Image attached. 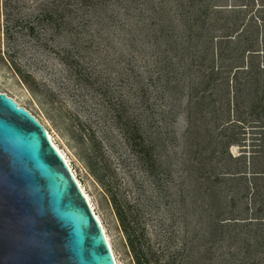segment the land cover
Returning a JSON list of instances; mask_svg holds the SVG:
<instances>
[{
	"label": "rangeland",
	"instance_id": "obj_1",
	"mask_svg": "<svg viewBox=\"0 0 264 264\" xmlns=\"http://www.w3.org/2000/svg\"><path fill=\"white\" fill-rule=\"evenodd\" d=\"M261 3L0 0V90L51 132L118 264H264L261 93L235 69Z\"/></svg>",
	"mask_w": 264,
	"mask_h": 264
},
{
	"label": "water",
	"instance_id": "obj_2",
	"mask_svg": "<svg viewBox=\"0 0 264 264\" xmlns=\"http://www.w3.org/2000/svg\"><path fill=\"white\" fill-rule=\"evenodd\" d=\"M0 264H118L45 125L1 90Z\"/></svg>",
	"mask_w": 264,
	"mask_h": 264
},
{
	"label": "trees",
	"instance_id": "obj_3",
	"mask_svg": "<svg viewBox=\"0 0 264 264\" xmlns=\"http://www.w3.org/2000/svg\"><path fill=\"white\" fill-rule=\"evenodd\" d=\"M260 13H264V3H261L257 9ZM253 22L255 23V28H253V30L257 33V38L256 40H258L260 42V49H255V44L253 42L249 43V46L251 49H249V47L246 49V52L248 54H251L252 57H256L258 58L255 61H250L248 62V64H244L241 66H236V71L238 73L243 72L246 74L245 77V83L243 84L244 88H240V85L237 86L239 91H244L246 90L247 92H256V94H260L257 101L255 102V104H253V107H255V109H259L258 112V116L261 114H264V17L262 16H255L253 17ZM252 29V26H249ZM240 31H237V33H239ZM234 35H228L225 36V38L228 39H233ZM246 84V85H245ZM261 141V139H259V142ZM258 146L260 147V145L258 144ZM257 146V147H258ZM260 153V151H256L254 153V155H258ZM253 175H255L258 178H263L264 177V171H255L253 173ZM242 176H244V173H242ZM256 192V191H255ZM259 193H261L259 191Z\"/></svg>",
	"mask_w": 264,
	"mask_h": 264
},
{
	"label": "bare ground",
	"instance_id": "obj_4",
	"mask_svg": "<svg viewBox=\"0 0 264 264\" xmlns=\"http://www.w3.org/2000/svg\"><path fill=\"white\" fill-rule=\"evenodd\" d=\"M16 100H17L18 103H19V100H18L17 98H16ZM48 133H49V131H48ZM49 137H50V139L52 140V142L54 143V145L56 146V148L60 151L61 155L63 156V158L65 159V161H66L67 164L69 165V167H70V169L72 170L73 174L75 175V177H76V179H77V181H78V183H79V186H80V188H81L83 194L85 195V197H86L87 200L89 201V203H90V205H91L93 211L95 212V215L97 216V218L99 219L100 223L102 224L103 229H104L105 234H106L105 226L103 225V222H102L101 218L98 216V214H97V212H96V210H95V207L93 206V204H92V202H91L89 196H88L87 193L85 192V189L83 188L82 183L80 182V180H78V177H77L75 171L73 170V168H72V166H71V164H70V162H69L67 156L65 155V153L63 152V150L58 146V144L55 142V139L53 138V135L51 134V132L49 133ZM106 236H107V234H106ZM107 239H108V237H107ZM108 241H109V239H108ZM109 243H110V241H109ZM110 245H111V243H110ZM111 248H112V246H111ZM112 250H113V248H112Z\"/></svg>",
	"mask_w": 264,
	"mask_h": 264
}]
</instances>
